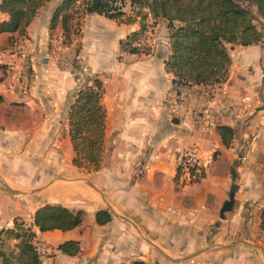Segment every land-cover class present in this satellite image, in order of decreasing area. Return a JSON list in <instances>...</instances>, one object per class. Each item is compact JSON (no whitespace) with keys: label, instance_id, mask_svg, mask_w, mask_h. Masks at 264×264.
<instances>
[{"label":"crops","instance_id":"0c3cea01","mask_svg":"<svg viewBox=\"0 0 264 264\" xmlns=\"http://www.w3.org/2000/svg\"><path fill=\"white\" fill-rule=\"evenodd\" d=\"M61 1L45 0L23 33H0V229L15 218L31 224L39 206L58 204L82 211V220L68 230L34 227L42 264H264V43L233 45L228 77L203 103L201 124L190 113L194 87L181 88L178 112L170 111L169 48L164 56L121 49L138 16L86 13L75 65L58 68L49 48L60 25L51 30L50 19ZM93 79L103 88L104 136L97 168L86 170L72 163L68 112ZM216 125L233 129L227 146ZM182 152L203 166L199 181L177 183ZM229 192L232 206L219 218ZM99 210L110 213L102 225ZM66 240L78 242L75 255L57 249Z\"/></svg>","mask_w":264,"mask_h":264},{"label":"trees","instance_id":"16d2710c","mask_svg":"<svg viewBox=\"0 0 264 264\" xmlns=\"http://www.w3.org/2000/svg\"><path fill=\"white\" fill-rule=\"evenodd\" d=\"M44 1L0 0V12L8 16L6 20L0 21V33H23ZM111 1L115 0H101L95 8L90 6L89 1L85 10L87 13L96 12L114 18L120 11L114 10L115 6L108 7ZM71 3L72 0H62L53 10L50 19V29L59 23L66 40H69L71 33H76L74 28L69 32V22L73 15L68 11ZM248 4L256 5L259 13L264 0H150L151 16H159L167 21L169 55L165 69L171 74L170 90L178 93L181 88H204L210 97L213 88L226 81L231 65V46L227 44H255L261 36L251 23L253 15ZM135 34L133 31L119 42L121 49L129 53L147 54L149 49L141 51L139 46L131 45V38ZM102 93L100 80L93 79L91 84L76 90L68 112V132L74 150L72 163L86 170L97 168L103 146L105 112L101 105ZM215 130L221 143L227 146L233 129L216 125ZM203 176L204 172L201 171L199 178L191 181H199ZM82 216L80 210H69L58 204H44L35 210L31 224L15 218L11 227L0 229V264H42L33 241L36 235L34 227L40 232L68 230L77 226ZM259 218V228L264 233V207L260 210ZM109 219L110 213L107 210L95 213L98 225ZM57 249L62 254L75 255L79 246L75 240H66Z\"/></svg>","mask_w":264,"mask_h":264},{"label":"rangeland","instance_id":"374dc122","mask_svg":"<svg viewBox=\"0 0 264 264\" xmlns=\"http://www.w3.org/2000/svg\"><path fill=\"white\" fill-rule=\"evenodd\" d=\"M91 2V0H72L71 5L69 6L70 12H72V18L69 22V32H72L73 28L77 29V33L79 35L80 33V28H81V22L84 17V15L87 13L86 12V6ZM101 1V0H100ZM149 2L150 0H115L108 2V7L112 8L114 7V10L118 9L120 11V14L114 17V19L121 21V16L125 14L124 20L129 21L130 19L138 16L141 20L140 28L139 30L135 31L137 35L135 34L134 38H131V45L137 46L136 43H139V48L141 51H146L147 49H153V51L162 54L164 56L166 52H168V29L166 28V19L161 18V17H155L153 18L151 16L152 12L151 9H149ZM248 9L253 15L252 19V24L256 27L258 30V34L261 33L260 39L257 41L255 44H262L264 43V6L260 7V12L257 13V7L254 4H248L247 5ZM111 12H115L112 11ZM127 12V13H126ZM60 31H54L53 36H52V41L50 43V48L49 52L51 53V49L53 48V43L55 42V38L58 35ZM62 33V32H61ZM79 37V36H78ZM134 39V40H133ZM233 45H238V42H233V43H228L227 46H233ZM78 40H77V46L75 49L78 51ZM229 49V53L231 49ZM77 54V52H76ZM76 54L73 57V64L71 67L75 65V58ZM51 55V54H50ZM51 59H53L51 57ZM54 64L58 67L61 68L57 63L53 60ZM260 65L262 69L264 70V53L262 58L260 59ZM264 78V77H263ZM264 82V80H263ZM262 91V92H261ZM260 92L263 96L264 94V88L260 89ZM194 103V102H193ZM37 248V246H36ZM39 252V251H38ZM39 255H42L41 252H39ZM41 260V259H40ZM46 264H51V263H46Z\"/></svg>","mask_w":264,"mask_h":264},{"label":"built area","instance_id":"2783aa9c","mask_svg":"<svg viewBox=\"0 0 264 264\" xmlns=\"http://www.w3.org/2000/svg\"><path fill=\"white\" fill-rule=\"evenodd\" d=\"M76 33H71L69 40L65 39L63 32H59L53 43V48L51 49V57L53 60L62 68H70L73 64V57L76 54L75 47L77 46L78 34L77 29L75 28ZM19 56L22 59H26L27 52L23 48H19ZM20 70L23 75V84H29L30 80V69L29 64L24 62V65ZM191 87L187 88L188 90ZM179 93V92H178ZM178 93L173 92V102L170 103V111L172 113H177L179 109L180 101H182L183 95L181 96ZM192 98L194 101V107L191 110V115L193 120L197 123H204L209 116L207 108L203 103L207 102L209 96L204 88L193 89ZM175 166L177 171V183L182 185L186 180L191 181L192 179L199 178L200 172H204L203 166L199 163L197 158L190 152L178 153L175 158Z\"/></svg>","mask_w":264,"mask_h":264},{"label":"water","instance_id":"95a60500","mask_svg":"<svg viewBox=\"0 0 264 264\" xmlns=\"http://www.w3.org/2000/svg\"><path fill=\"white\" fill-rule=\"evenodd\" d=\"M99 2L100 0H91L90 6L92 8H95ZM232 203H233V194L232 192H229L228 198L222 203V205L219 208L218 211L219 218H223L224 212L230 210Z\"/></svg>","mask_w":264,"mask_h":264}]
</instances>
